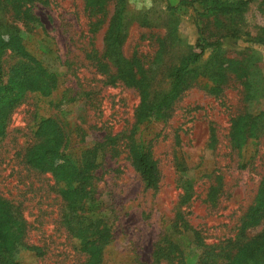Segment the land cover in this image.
<instances>
[{"label": "rangeland", "instance_id": "374dc122", "mask_svg": "<svg viewBox=\"0 0 264 264\" xmlns=\"http://www.w3.org/2000/svg\"><path fill=\"white\" fill-rule=\"evenodd\" d=\"M0 70L3 264H264V0H0Z\"/></svg>", "mask_w": 264, "mask_h": 264}, {"label": "trees", "instance_id": "16d2710c", "mask_svg": "<svg viewBox=\"0 0 264 264\" xmlns=\"http://www.w3.org/2000/svg\"><path fill=\"white\" fill-rule=\"evenodd\" d=\"M207 44L208 45H215L216 43L208 40ZM9 90L12 91V93L16 92V90L14 88H9ZM20 96L23 98V95L20 93L14 94V96H12L13 101L18 102L20 100ZM254 126H257V123H254ZM138 147L139 148L136 151V153L134 154L133 160L135 162L137 170L140 172V174L143 177V180L145 181L146 187H151L155 182L156 168H155V165L150 161V157H149L148 152H147V146L143 142H141V143H139ZM42 151L43 150H38L37 152H35V158L36 159L42 160V158H43V156L41 157ZM13 218H17V215L14 214ZM75 218H80V216L72 214L71 217H64L65 221L70 220V224H72V230L75 231V235H80L78 223H77L78 220ZM20 236H21V238H20ZM85 237L87 239L98 237L96 239V245L94 247H91V250L87 254L89 256H91L90 260L94 261V264H100L102 262L103 255L105 254V251H106L105 250L106 245H108L110 243V236H109L108 229L106 227H103V228L97 227V229H94L93 232H88L85 235ZM195 237H196V239H203V237H201L199 235V232H196ZM10 238L13 239V242H12L13 249H9L7 247L6 248L11 251V254L13 255V257H15L16 255H19L20 252L27 251V250L34 252L38 257H43L45 255V251H44L43 247H40L37 245L31 246V245H28L27 243H25L23 231L19 232V234H17V233L11 234ZM201 243H202V246L204 248L210 249V255H212L213 261H217V264H220L221 261H223L221 259L222 257H225V259L228 261H232L235 259L236 255L233 256L232 252L230 251L232 249L233 245H228L225 247L223 245V243L213 244V245L207 244L204 242H201ZM217 250H221V251L218 252V254H216ZM180 254H181V251L179 249H173L167 254V257H171L172 259H177V258H179ZM2 255H3V252H0V256H2ZM161 257H163V256H159V258H161ZM181 257H183L182 254H181ZM0 264H3V262L0 261ZM82 264H89V263L87 261V262H84Z\"/></svg>", "mask_w": 264, "mask_h": 264}, {"label": "clouds", "instance_id": "9594fccd", "mask_svg": "<svg viewBox=\"0 0 264 264\" xmlns=\"http://www.w3.org/2000/svg\"><path fill=\"white\" fill-rule=\"evenodd\" d=\"M149 6H150V0H149Z\"/></svg>", "mask_w": 264, "mask_h": 264}]
</instances>
